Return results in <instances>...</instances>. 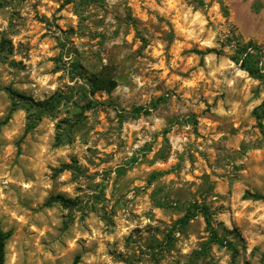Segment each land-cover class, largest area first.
I'll use <instances>...</instances> for the list:
<instances>
[{
    "label": "rangeland",
    "instance_id": "374dc122",
    "mask_svg": "<svg viewBox=\"0 0 264 264\" xmlns=\"http://www.w3.org/2000/svg\"><path fill=\"white\" fill-rule=\"evenodd\" d=\"M263 102L264 0H0L4 264H264Z\"/></svg>",
    "mask_w": 264,
    "mask_h": 264
},
{
    "label": "trees",
    "instance_id": "16d2710c",
    "mask_svg": "<svg viewBox=\"0 0 264 264\" xmlns=\"http://www.w3.org/2000/svg\"><path fill=\"white\" fill-rule=\"evenodd\" d=\"M248 48L249 47L243 48L242 54L244 53V56L241 59L242 68H244V70H246L251 76L256 77L258 79H261L262 76L259 73V71L251 68L249 65L248 61H249L250 53H249ZM199 53L201 55L207 54V53H214L216 55L220 54L219 51H216L214 49H208V50H206L205 53H202V52H199ZM107 71H108V69L103 67L99 72L92 74L91 77L89 78V83L91 86V93L92 94H95L96 92H102V91L107 92L114 85L112 77L107 73ZM6 91L12 99L17 101V103L27 104L31 108H33L35 111H38L40 113L49 112V111L55 109L61 102L60 99H54V98H52L50 101L35 102L31 98L23 96V95L15 92V91H13L10 88H6ZM16 107H17L16 104H14L12 107V111L16 110ZM135 111H137V113H140L141 111H143V109L142 108H136ZM144 112L148 113L147 110ZM263 113H264V102L254 111V115H255V118L258 121V123H260V120L263 117V115H262ZM63 169H68V166H64ZM250 197L255 199V200L264 199V196L258 195V194L252 195ZM53 202H60V203H63L65 205L71 204V200H65L62 196L51 197L48 200L47 205H49ZM197 210L200 211V213L202 214V216L204 218V222L206 224V230L209 233V242L217 244V245L222 246V247H225L226 249L232 251L233 254H236V248L233 246V244L229 241L224 240L222 237H220L217 230L213 227L212 216H211L209 209L206 206H201V207H197ZM186 221H187L186 219L182 218L178 222L179 223H186ZM9 237H10V232L4 233L0 229V264H4L5 242L9 239ZM77 262H78V258L76 257L73 261V264H77Z\"/></svg>",
    "mask_w": 264,
    "mask_h": 264
}]
</instances>
